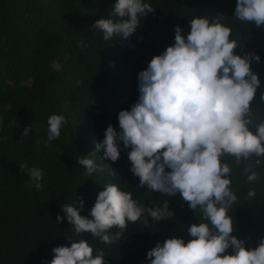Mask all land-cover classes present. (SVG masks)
<instances>
[{
	"label": "trees",
	"instance_id": "16d2710c",
	"mask_svg": "<svg viewBox=\"0 0 264 264\" xmlns=\"http://www.w3.org/2000/svg\"><path fill=\"white\" fill-rule=\"evenodd\" d=\"M145 2L155 12L140 18L130 38L104 40L93 25L98 19L111 18L116 0H0V264H48L54 247L70 246L68 237L89 240L94 254L102 249L105 264H150L147 252L157 243L171 237L187 242L191 224L206 222L199 208L192 210L179 193L168 196L141 187L130 170L131 149L122 141L116 162L96 153L95 162L103 171L90 177L77 161L95 151V141L104 138L110 124L120 130L119 112L131 110L139 98L138 74L174 44L176 25L186 37L193 17L222 15L223 23L232 29L231 38L241 46L237 54H259L260 61L251 64L261 80L252 107L264 118L260 100L264 27L239 21L234 16L237 0ZM52 114L63 115L67 123L59 138L48 141L47 120ZM29 125L32 131L22 137ZM225 159L232 168L231 189L238 198L228 212L236 226L233 235L247 247H257L264 238V159L255 165L259 181L254 183L247 182L243 164ZM21 164L41 170L40 189L27 169L20 171ZM108 183L131 192L145 207H162L167 202L173 217L160 222L149 217L147 226L141 221L129 223L112 244L101 243L88 232L76 236L61 205L77 202L79 206L83 198L81 214L91 218L98 193ZM253 188L256 196L248 199L246 194ZM58 215L64 216L61 223L56 222Z\"/></svg>",
	"mask_w": 264,
	"mask_h": 264
},
{
	"label": "clouds",
	"instance_id": "9594fccd",
	"mask_svg": "<svg viewBox=\"0 0 264 264\" xmlns=\"http://www.w3.org/2000/svg\"><path fill=\"white\" fill-rule=\"evenodd\" d=\"M152 12L155 8L145 0H116L111 18L98 19L93 28L103 33L104 40L114 36L128 39L136 32L140 18ZM234 16L264 27V0H237ZM189 24L186 37L176 25L174 44L155 55L138 74L139 98L131 110L119 112L120 130L110 124L104 138L95 141V151L77 161L90 177L103 171L95 162L96 153H101L103 160L116 162L122 141L131 149L130 170L141 187L168 196L179 193L192 210L202 212L206 222L191 224V239L185 242L184 238L171 237L157 243L147 252L150 264H264V238L257 247H247L233 235L236 226L228 212L238 198L231 189L232 168L225 159L231 157L236 165H244L248 183L259 181L255 165L264 159V118L252 107L261 80L251 64L261 57L252 52L237 54L241 46L231 38L232 29L223 23L222 15L196 16ZM82 44L78 42V46ZM260 100L264 101V93ZM66 123L63 115H50L47 140L59 138ZM31 131L29 125L21 136ZM19 166L21 172L27 169L40 189L41 170ZM246 195L254 199L256 190L250 189ZM78 205H61L73 233H91L104 244L119 240L129 223L141 221L147 226L149 217L160 222L174 215L167 202L162 207H145L115 183L104 185L98 193L91 218L81 214L83 198ZM63 219L58 215L56 222ZM113 228L117 229L114 233ZM68 239L70 246L52 249L54 256L48 264H105L104 251L98 249L94 254L89 240ZM230 247L232 252L227 251Z\"/></svg>",
	"mask_w": 264,
	"mask_h": 264
}]
</instances>
